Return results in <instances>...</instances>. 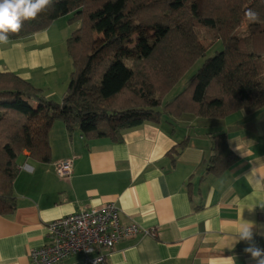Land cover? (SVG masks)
Returning a JSON list of instances; mask_svg holds the SVG:
<instances>
[{
  "label": "trees",
  "instance_id": "1",
  "mask_svg": "<svg viewBox=\"0 0 264 264\" xmlns=\"http://www.w3.org/2000/svg\"><path fill=\"white\" fill-rule=\"evenodd\" d=\"M66 17L79 27L64 44L72 69L61 101L46 98L15 73H0V216H11L17 207L13 182L20 155L50 161L55 122L88 139L121 144L123 132L146 122L159 125L165 117L221 120L264 110V0H200L199 7L193 0H50L35 19L8 33L9 40L46 31ZM137 31L152 38L133 41ZM218 43L222 50L163 103ZM207 136L205 173L220 176L238 157L225 133ZM187 141L168 152L171 161Z\"/></svg>",
  "mask_w": 264,
  "mask_h": 264
},
{
  "label": "crops",
  "instance_id": "2",
  "mask_svg": "<svg viewBox=\"0 0 264 264\" xmlns=\"http://www.w3.org/2000/svg\"><path fill=\"white\" fill-rule=\"evenodd\" d=\"M53 25L0 43V73H15L50 100L57 93L62 99L66 89L64 79L57 81ZM217 132L227 135L238 161L212 176L205 173L207 134ZM122 136L121 144L88 139L58 121L49 133L48 163L20 155L13 182L17 207L11 216H0V264H31L29 252L48 243L50 222L108 203L118 207L122 224L154 232L118 242L102 264H249L246 243L235 237L249 219L264 224V209H246L264 202V110L221 120L165 117ZM183 139L187 145L173 162L167 154ZM72 158L69 176L59 177L56 165ZM257 241L264 247V239ZM62 264H84V256Z\"/></svg>",
  "mask_w": 264,
  "mask_h": 264
},
{
  "label": "built area",
  "instance_id": "3",
  "mask_svg": "<svg viewBox=\"0 0 264 264\" xmlns=\"http://www.w3.org/2000/svg\"><path fill=\"white\" fill-rule=\"evenodd\" d=\"M73 158L56 165V173L67 178ZM134 224H122L120 210L113 203L80 211L53 220L47 226L48 243L29 252L31 264H62L70 256L81 254L84 264H102L106 254L125 239L153 235Z\"/></svg>",
  "mask_w": 264,
  "mask_h": 264
},
{
  "label": "clouds",
  "instance_id": "4",
  "mask_svg": "<svg viewBox=\"0 0 264 264\" xmlns=\"http://www.w3.org/2000/svg\"><path fill=\"white\" fill-rule=\"evenodd\" d=\"M49 3L50 0H0V43H6L8 33L18 32L23 21L35 19ZM256 208L264 209V202L246 209L251 214ZM257 237L264 239V224L252 219L240 225L235 237L236 243H246L242 251L247 254L249 264H264V247L259 245Z\"/></svg>",
  "mask_w": 264,
  "mask_h": 264
},
{
  "label": "rangeland",
  "instance_id": "5",
  "mask_svg": "<svg viewBox=\"0 0 264 264\" xmlns=\"http://www.w3.org/2000/svg\"><path fill=\"white\" fill-rule=\"evenodd\" d=\"M193 2L195 3V5L197 7L200 6V0H193ZM68 18L69 17L61 18V19L57 20L54 23L52 30H51V33H55V34L58 33L57 34L58 42L55 43V45H54V51L56 54V60L58 63V68H59L57 81L61 82L64 79V81L66 82L65 86H67L68 76L71 72L72 66H71V61L69 60V58L65 52L64 44H65L66 40L69 38V36L71 35V33L79 27L78 23H70L69 24L67 22ZM141 35H144V36L146 35L150 39L152 38V33L148 32V31H145V32L137 31L132 36V40L136 41ZM206 44L207 43L204 42V45H206ZM220 50H222V46L220 43L215 44L210 49H207L205 56L203 58L199 59L193 65V67L187 72V74L183 77V79L173 88L171 93L163 100V103L170 102L174 96H176L179 92H181V90L184 88V86L186 85L188 80L192 77V75H194L198 71V69L202 66L204 61L207 58L211 57L214 54V52L220 51ZM60 96L61 95H59V93H57L55 97H52V100L55 102H59L61 100Z\"/></svg>",
  "mask_w": 264,
  "mask_h": 264
}]
</instances>
